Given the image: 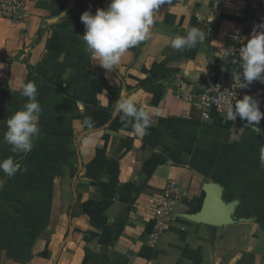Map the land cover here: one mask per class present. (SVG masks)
I'll use <instances>...</instances> for the list:
<instances>
[{
    "label": "crops",
    "instance_id": "0c3cea01",
    "mask_svg": "<svg viewBox=\"0 0 264 264\" xmlns=\"http://www.w3.org/2000/svg\"><path fill=\"white\" fill-rule=\"evenodd\" d=\"M109 2L35 0L26 22L0 18V160L19 165L11 178L0 172V264H264V118L258 130L213 110L204 116L176 97L174 83L181 78L198 93L222 61L233 54L238 61L264 25V0H169L154 14L151 37L106 70L79 36L82 13ZM192 27L205 40L171 48L166 38ZM27 82L37 87L40 134L30 152L13 153L3 134L28 102L18 91ZM121 97L149 112L147 135L111 127L121 120L114 112ZM259 107L264 113V96ZM96 110L108 122L82 126ZM99 155L103 164L90 176L86 167ZM168 181L184 196L152 248V214ZM208 183L222 187L225 202H237L233 224L182 217L200 210Z\"/></svg>",
    "mask_w": 264,
    "mask_h": 264
},
{
    "label": "clouds",
    "instance_id": "9594fccd",
    "mask_svg": "<svg viewBox=\"0 0 264 264\" xmlns=\"http://www.w3.org/2000/svg\"><path fill=\"white\" fill-rule=\"evenodd\" d=\"M167 3L169 0H110L106 9H97L95 14L83 12L80 20L85 31L79 38L85 45V52L98 62L100 67L111 70L120 64L130 48L151 37L154 14L161 5ZM258 27L261 30L256 31L254 28V34L247 40L246 45L239 49V60L232 61L239 65L233 79L240 82V88L247 87L253 81L264 83V25ZM166 39L173 49L190 50L203 42L205 35L199 28L192 27L184 36L176 35ZM18 91L28 102L7 119L3 140L13 153L27 154L33 149L34 140L40 134L39 118L42 109L37 101V87L34 82L21 83ZM114 112L122 114V122L130 125L135 135L143 137L148 134L151 116L148 111L138 108L131 99L121 97L116 100ZM237 117L256 127L264 118V113L260 111L256 99L244 95L242 99L229 105L225 118L235 121ZM82 126L94 128L91 117H86ZM260 164L264 166V155L260 158ZM18 169L19 165L12 157L0 160V172L7 177H13Z\"/></svg>",
    "mask_w": 264,
    "mask_h": 264
},
{
    "label": "built area",
    "instance_id": "2783aa9c",
    "mask_svg": "<svg viewBox=\"0 0 264 264\" xmlns=\"http://www.w3.org/2000/svg\"><path fill=\"white\" fill-rule=\"evenodd\" d=\"M35 0H0V18L9 19L15 23H24L29 17L28 5ZM236 71H211L204 79L200 92L195 93L185 88L181 78L175 80L176 97L180 100L198 106L204 116L210 111L228 121L226 112L230 104L250 95L259 102L264 96V83L253 81L245 88H240V82L233 79ZM237 117L235 121H239ZM184 193L175 181H168L161 194L159 204L153 211V226L147 237V245L154 248L158 245L163 233L169 229L176 219V208L181 202Z\"/></svg>",
    "mask_w": 264,
    "mask_h": 264
},
{
    "label": "water",
    "instance_id": "95a60500",
    "mask_svg": "<svg viewBox=\"0 0 264 264\" xmlns=\"http://www.w3.org/2000/svg\"><path fill=\"white\" fill-rule=\"evenodd\" d=\"M203 191L205 196L200 210L193 214L182 215V217L198 224L214 227H224L233 224L235 222L234 211L237 202H225L222 187L215 183L205 184Z\"/></svg>",
    "mask_w": 264,
    "mask_h": 264
},
{
    "label": "trees",
    "instance_id": "16d2710c",
    "mask_svg": "<svg viewBox=\"0 0 264 264\" xmlns=\"http://www.w3.org/2000/svg\"><path fill=\"white\" fill-rule=\"evenodd\" d=\"M235 55L233 54L230 58H227L226 60L222 61L218 68V72L222 71V70H234L237 69L238 64H234L232 61L235 60ZM146 88L153 92L154 91V84H148L146 86ZM160 97V92L155 94V98L154 101H157ZM91 120L94 123V128H99L101 126H103L106 122H108L109 120V114L104 112V111H100V110H96L93 115L91 116ZM111 127L113 128H122L124 130H132V127L130 125H127L125 123H123L121 120L117 119L116 121L111 123ZM103 155H99L97 156L94 161L92 163H90L87 167H86V172L88 175L90 176H95V174H93L94 170L97 169V167L101 166L103 164Z\"/></svg>",
    "mask_w": 264,
    "mask_h": 264
}]
</instances>
